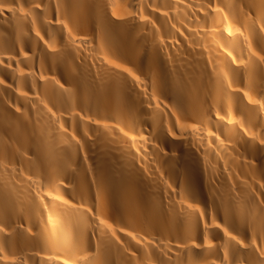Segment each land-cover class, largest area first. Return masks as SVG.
Instances as JSON below:
<instances>
[{
	"label": "bare ground",
	"instance_id": "1",
	"mask_svg": "<svg viewBox=\"0 0 264 264\" xmlns=\"http://www.w3.org/2000/svg\"><path fill=\"white\" fill-rule=\"evenodd\" d=\"M0 264H264V0H0Z\"/></svg>",
	"mask_w": 264,
	"mask_h": 264
}]
</instances>
